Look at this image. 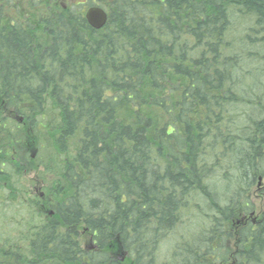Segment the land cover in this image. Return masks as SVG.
I'll return each mask as SVG.
<instances>
[{
  "label": "trees",
  "instance_id": "1",
  "mask_svg": "<svg viewBox=\"0 0 264 264\" xmlns=\"http://www.w3.org/2000/svg\"><path fill=\"white\" fill-rule=\"evenodd\" d=\"M238 14L264 34V0H0V264H264V212L231 232L264 177V106L236 111L264 42Z\"/></svg>",
  "mask_w": 264,
  "mask_h": 264
},
{
  "label": "rangeland",
  "instance_id": "2",
  "mask_svg": "<svg viewBox=\"0 0 264 264\" xmlns=\"http://www.w3.org/2000/svg\"><path fill=\"white\" fill-rule=\"evenodd\" d=\"M240 18H241V15L238 14L237 18L232 19L233 20V26H232L233 35L237 37V40L242 39V38L244 39V38H246L245 36L247 34H249L251 36L254 35L253 37L256 36L259 39H263L262 42H264V35L263 34H260L258 31L253 32L252 30H249V27L251 25H249V22L246 19L247 17L246 18L243 17V19H240ZM240 46H241V44H238V48H240ZM251 49H253V50H251ZM257 50L263 51L264 45H259V46L257 44H255L254 46L252 45L250 47L249 55L246 56V58H253V60L255 61V62H252V65L250 67L252 74H250V77L248 80V82L251 83V85L253 86L252 92H254V93H253V95L245 98L247 101V104L241 103V105H239L237 107V110H236V111H238L237 113H241L244 116L246 115V117H245L246 119L248 118L249 114L253 110L257 109L258 107L264 106V51L262 53V56H259L260 59L257 60V58H256V54L258 52ZM243 58H245V57H243ZM246 84L248 87V83H246ZM244 87H245V85H244ZM257 119H259V118H257ZM244 123L248 124V122H244ZM249 125H250V123H249ZM42 169L43 168L41 167V168H38L37 172L36 171H32L31 173L25 172L26 176L24 177L23 180H21V183H20V185H23V197L25 199H30V200L34 199V196L38 194L37 190H39V189L37 187H39L40 190L42 189L43 184L40 181H38V179H37V176H38L37 174ZM33 179H35V184H31V181ZM218 179H219V176H218ZM259 185H261V186H259ZM262 188H264V179H263V182L261 184H259V182L257 183L255 188L252 189V193H251V195H252L251 202H253V204H254V211L256 212L255 217L257 218V220L259 219V217L261 218V214L264 212V198H263L264 195L261 197L260 196V195H262L261 191L257 190V192H255V190L256 189H262ZM222 191H223V189H222ZM5 198H7V197H5L4 194L2 193L0 200L3 201V199H5ZM241 203H243V197L241 198L240 204ZM6 204L8 205V202ZM232 205L234 206V204H232ZM3 206L4 205L1 202L0 203V238L2 236H8L9 234L12 235L15 233V231H14L15 230V224H13V223L16 220L13 221V219H12V211L11 212L7 211L8 214L6 215L7 219L5 221V219L3 218L2 214H1L2 211L4 210ZM204 209H205L204 211L202 210V212H201V210H200L197 214H195L194 221L191 222L192 225L188 231L186 229L182 230V232H185L184 235L186 234V232L189 233V234H186L187 238L190 237L189 235L202 236L204 232H207L208 229L211 228V219L207 218V216H206V213L208 212V208L204 206ZM208 214H209V216H210V214L214 215L213 212H209ZM237 214L234 216V218L232 220V221H234V223L236 221L237 222L235 223L233 229L231 230V232L235 235L240 233V231L242 230L243 226L246 223L249 224L253 220V218H249V220H247V222L240 223L239 221L242 220V217L243 216L249 217V214L243 215V214H245L243 211H240V213L238 212ZM223 228L225 229V227H223ZM211 233H213V232H211ZM217 235L220 236L221 235L220 232H217ZM169 239L170 240L172 239L171 236ZM228 242H229V246H232V248L235 250L236 249L235 239H230ZM84 244H86V243H84ZM172 247H174V242L167 243V241H165L162 244L161 249L159 251V253L162 254V255H160V261H164L170 256L171 251H172Z\"/></svg>",
  "mask_w": 264,
  "mask_h": 264
},
{
  "label": "water",
  "instance_id": "3",
  "mask_svg": "<svg viewBox=\"0 0 264 264\" xmlns=\"http://www.w3.org/2000/svg\"><path fill=\"white\" fill-rule=\"evenodd\" d=\"M87 21L95 29H102L106 23L108 16L101 8L93 7L86 14Z\"/></svg>",
  "mask_w": 264,
  "mask_h": 264
},
{
  "label": "bare ground",
  "instance_id": "4",
  "mask_svg": "<svg viewBox=\"0 0 264 264\" xmlns=\"http://www.w3.org/2000/svg\"><path fill=\"white\" fill-rule=\"evenodd\" d=\"M141 2V1H140ZM187 4V3H186ZM8 6V5H7ZM98 6H99V4H98ZM231 7V6H230ZM233 8H234V6H233ZM236 8V7H235ZM138 9V8H137ZM150 11V10H149ZM182 12V11H181ZM245 12V11H244ZM251 12V11H250ZM204 15V14H203ZM216 15V14H215ZM230 15V14H229ZM241 15V14H240ZM217 16V15H216ZM242 16V15H241ZM252 16V15H251ZM261 16V15H260ZM235 18V17H234ZM149 21V20H148ZM251 22H253V21H251ZM219 23V22H218ZM210 25V24H209ZM256 25V24H255ZM214 26V25H213ZM264 35V34H263ZM254 36V35H253ZM260 36V35H259ZM260 44V43H259ZM264 45V44H263ZM203 46H204V44H203ZM259 46V45H258ZM232 47V46H231ZM234 47V46H233ZM246 48V47H245ZM250 48V47H249ZM207 49V48H206ZM262 49V48H261ZM246 50V49H245ZM251 50H253V49H251ZM222 51V50H221ZM237 51V50H236ZM188 52V51H187ZM223 52H225V51H223ZM235 52V51H234ZM257 52V51H256ZM240 54V53H239ZM209 55V54H208ZM243 55V54H242ZM226 56V55H225ZM220 59V58H219ZM218 59V60H219ZM118 60V59H117ZM216 60V59H215ZM244 60H246V59H244ZM242 64V63H241ZM227 65V64H226ZM228 66V65H227ZM68 76V75H67ZM15 82V81H14ZM105 87V86H104ZM20 89V88H19ZM262 93V92H261ZM15 98V97H14ZM257 100V99H256ZM229 102V101H228ZM236 103V102H235ZM246 106V105H245ZM234 108V107H233ZM247 108V107H246ZM230 110V109H229ZM240 110V109H239ZM252 110V109H251ZM231 112V111H230ZM238 112V111H237ZM249 112V111H248ZM264 112V111H263ZM228 113V112H227ZM251 114V113H250ZM246 116V115H245ZM239 117H240V115H239ZM226 119V118H225ZM254 119V118H253ZM257 119V118H256ZM205 140V139H204ZM139 141V140H138ZM209 142V141H208ZM239 143V142H238ZM199 147V146H198ZM132 148V147H131ZM241 148V147H240ZM246 148V147H245ZM144 150V149H143ZM139 153V152H138ZM125 155V154H124ZM230 155V154H229ZM131 157V156H130ZM257 158V157H256ZM233 160V159H232ZM234 161V160H233ZM260 161V160H259ZM258 161V162H259ZM198 162V161H197ZM236 162V161H235ZM248 162V161H247ZM160 163V162H159ZM262 164V163H261ZM189 166V165H188ZM152 168H154V167H152ZM250 168V167H249ZM202 169V168H201ZM156 170V169H155ZM249 171V170H248ZM85 172V171H84ZM200 173V172H199ZM244 173V172H243ZM210 175V174H209ZM208 175V176H209ZM251 176V175H250ZM211 179V178H210ZM207 181V180H206ZM205 182V181H204ZM208 182V181H207ZM231 184V183H230ZM241 187V186H240ZM205 188V187H204ZM209 189V188H208ZM234 189V188H233ZM246 189V188H245ZM232 191V190H231ZM226 192V191H225ZM237 193V192H236ZM169 194V193H168ZM187 194V193H186ZM185 194V195H186ZM175 195V194H174ZM191 195V194H190ZM231 195V194H230ZM166 196V195H165ZM193 198V197H192ZM207 199V198H206ZM207 202V201H206ZM224 202V201H223ZM113 209V208H112ZM111 209V210H112ZM125 209V208H124ZM134 209V208H133ZM212 209V208H211ZM214 209V208H213ZM218 210V209H217ZM109 213V212H108ZM111 215V214H110ZM74 217V216H73ZM84 218V217H83ZM110 219V218H109ZM107 220V219H106ZM143 224V223H142ZM177 224V223H176ZM180 226V225H179ZM111 228V227H110ZM135 228V227H134ZM146 228V227H145ZM150 229V228H149ZM56 230V229H55ZM175 230V229H174ZM139 231V230H138ZM176 231V230H175ZM179 233V232H178ZM59 234V233H58ZM170 234V233H169ZM133 235V234H132ZM143 235V234H142ZM63 236V235H62ZM74 236V235H73ZM190 236V235H189ZM127 238V237H126ZM133 238V237H132ZM201 238V237H200ZM66 240V239H65ZM47 241V240H46ZM59 241V240H58ZM98 241V240H97ZM156 242V241H155ZM57 243V242H56ZM71 243V242H70ZM145 243V242H144ZM152 243V242H151ZM204 243V242H203ZM206 243V242H205ZM50 245V244H49ZM156 245V244H155ZM70 246V245H69ZM150 246V245H149ZM43 250V249H42ZM133 250V249H132ZM145 250V249H144ZM149 250V249H148ZM60 252V251H59ZM129 252V251H128ZM148 252V251H147ZM131 253V252H130ZM43 254V253H42ZM84 254V253H83ZM104 254H105V252H104ZM101 255H103V254H101ZM160 255H162V254H160ZM135 256V255H134ZM264 256V255H263ZM85 257V256H84ZM104 257V256H103ZM100 258V257H99ZM102 258V257H101ZM158 259V258H157ZM160 259V258H159ZM162 260V259H161ZM263 260V259H262ZM160 264H161V262H160Z\"/></svg>",
  "mask_w": 264,
  "mask_h": 264
}]
</instances>
